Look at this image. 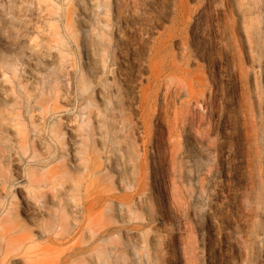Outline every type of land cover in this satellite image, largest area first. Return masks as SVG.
Masks as SVG:
<instances>
[{"label": "bare ground", "instance_id": "obj_1", "mask_svg": "<svg viewBox=\"0 0 264 264\" xmlns=\"http://www.w3.org/2000/svg\"><path fill=\"white\" fill-rule=\"evenodd\" d=\"M114 1L119 4L118 17H122L123 22L118 25L112 21L109 23L114 39L129 41L130 17L137 21L134 25L135 32L142 40H146V49L155 57L163 42L168 40L171 28L168 31L156 32L150 26L157 18L153 10L154 2ZM0 2L10 7L19 22V28L17 27L14 33H7V23L0 19V264H108L107 260H110V264H158V261L165 258L172 242L178 244L180 249L177 264H199L193 239L183 236L180 231H174L171 232V240H166L168 231L162 228L164 219L160 216L127 230L108 227V209L121 215L123 207L120 202L109 198V192L104 190L106 199L99 209L95 208L93 200L101 193L97 178L104 173L106 165H96L97 158L94 157V152L88 150L93 148L87 142L88 139L96 140V136L103 143L100 159L111 162L121 156L122 164L129 167L131 161L120 155V149H116L113 141L108 142L102 133L101 113L105 111L104 107L110 108L116 137L126 132L134 138L140 136L142 130L150 133L154 126L161 127L169 137H174L181 121L188 119L192 104L205 103V107H208L204 98L207 83L194 68L196 61L191 54L192 45L189 40L180 36L172 38L171 42L179 54H171L174 73L170 76L174 81L175 92L182 97L186 95L182 82L187 81L189 98L180 106H175L173 111L172 104L165 102L163 107L161 105L143 121L138 113L143 104L137 106L135 101L138 99L134 92L130 89L129 95L124 86L116 80L127 78L123 55L126 49L110 43L104 47L102 53L98 47L93 26L94 15L97 14L99 6L97 1L87 0L82 28L76 27L70 31L69 38L75 44L70 47H64L63 36L50 24L54 18L53 13H44L39 4L47 0ZM30 3L36 7L31 12ZM201 13V6L190 12L188 27L194 28ZM71 22V19L67 21V28ZM34 31L43 39L50 40L49 34L54 36L57 48H46L40 42L32 43L28 33ZM80 47L84 49L86 64L78 79L79 67L74 58V51ZM64 51L67 54H64ZM24 54L26 58L23 60L21 57ZM236 57L233 74L238 89L236 88L235 99L242 116L241 130L246 136L243 149L238 151L245 162L250 194L259 171L256 170V129L249 117L254 102L248 93L250 86L257 82L260 72L246 68L242 58L239 55ZM20 60L24 66L18 72L16 65ZM170 77L165 76L166 84H169ZM44 78L49 80L47 85L42 84ZM63 81V87L51 85V82ZM62 88L65 90L63 101L66 107L60 103ZM165 89V92L170 91V86ZM91 94L97 95L103 102L102 111L98 110L99 108L88 110L87 122L94 120L95 132L94 128L90 130L80 121V114L84 109H88ZM230 103L226 100L225 109L222 110L225 118L230 117L226 110ZM60 120H63V127ZM57 122L61 125L55 126ZM184 128L193 134L191 123H187ZM64 134H68L66 146L65 142H60ZM148 141L142 145L144 148H147ZM107 145L111 146L107 149L110 152L104 149ZM136 147L137 144L133 142L126 150L131 156H135L139 151ZM205 151L200 153V167L191 178L193 191L189 213L203 216L213 232L222 221L218 198L222 189L220 182H213L211 176L218 173L229 178L230 172L236 176L238 169H231L226 163L225 170L216 169V172H211L207 164L212 150ZM225 151L229 156L234 149ZM118 165L117 162V168ZM87 169L90 171L83 177ZM131 171L133 173V167ZM133 182L134 180L128 179V184ZM145 193L146 188L143 186L142 190L135 194H138L137 197L133 196L132 204L140 205L138 199L144 197ZM166 196L176 205L175 211L180 210L185 195L183 185L177 178L168 181ZM241 205L247 210L252 207L253 201L250 198L241 199ZM232 222L231 220L229 224L234 228ZM65 224L71 228L66 233ZM77 226L79 230L74 236H70L72 229ZM115 233L133 237L125 248L112 244L101 245L109 241ZM232 242L234 255L219 261L208 256L210 264H253V258L257 257L259 262L264 264V231H255L246 222L243 234L234 236ZM147 249L150 251L144 252ZM126 254L130 257L128 262L124 260Z\"/></svg>", "mask_w": 264, "mask_h": 264}, {"label": "rangeland", "instance_id": "obj_2", "mask_svg": "<svg viewBox=\"0 0 264 264\" xmlns=\"http://www.w3.org/2000/svg\"><path fill=\"white\" fill-rule=\"evenodd\" d=\"M96 1L99 6L97 14L94 15L93 26L97 34L98 47L102 53L104 47L110 43L126 49L123 55L126 63L124 68L128 73L127 78L125 80L116 78V80L118 84L124 86L126 92H129L130 89L134 92L138 99L135 101L137 106L143 104L142 110H138L140 120H147L150 113H154L161 105L163 107L165 102L172 104L173 111L175 106H180L190 96L187 81L182 82L183 90L186 92V95L182 97L175 92L174 81L170 77L174 73L173 66H171V54L178 52L171 40L177 36L188 39L192 45L191 54L196 61L194 68L207 83L204 98L208 107H205V103L192 104L188 119L181 121L174 137H169L167 132L165 133L161 127L157 126L152 127L150 133L142 130L141 135L137 138L126 132L116 137L110 108L106 106L104 107L105 111H102L103 102L97 95L91 94L88 109H84L80 114V121L88 129L93 130L94 128L95 132L94 120L87 122L88 110L99 108L103 117L101 129L106 140L113 141L116 149H120V155L131 161V165L127 167L122 164L121 156L111 162L100 159L103 152L101 140L96 136H94L96 139L94 141L87 140L90 147L93 148L88 150L94 152V157L97 158L96 165H106L104 173L97 178L101 193L93 200L95 208L101 207L106 199V193L103 191L107 190L109 198L120 202L123 207L121 215L115 214L110 208L108 209V227L110 226L112 229L121 227L123 230H127L160 216L164 219L162 228L168 231L166 240H171V232L174 231H180L183 236L193 239L199 264H210L208 256L219 261L231 254L234 255L233 237L243 234L246 222L253 230L264 231V0H152L157 18L150 26L156 32L168 31L171 28L170 35H172L171 38L170 35L167 36L168 40L163 42L155 57L146 49V40H142L141 36L135 32L134 25L137 21L130 17L128 20L129 41L122 42L114 39L109 23L111 21L117 25L123 23L122 17H118L117 6L119 4L114 0H94V2ZM86 3L87 0L39 2L44 13L48 11L53 13L54 18L50 24L54 25L63 36L64 47L75 45L69 38L70 31L72 28H82L81 22L85 20L83 12ZM30 6V12L36 8L33 3H30ZM197 6H201L202 13L194 28L191 29L190 26L188 27V17ZM0 19L7 23L5 29L7 33H14L16 28H19L18 19L10 7L3 2H0ZM70 19L72 22L67 28L66 24ZM28 34L33 40L32 43L40 42L46 48H57L55 37L50 34V40L38 37L36 31ZM154 35L156 36L157 33ZM83 50L80 47L74 51V58L79 67L78 79L86 64ZM63 53L67 54L66 51ZM237 55L242 58L246 68L260 72L257 82L250 86L248 93L254 102L249 117L256 129L255 146L258 152L256 170L259 171L255 178V186L250 194L247 188L249 178L246 174L245 162L242 160L241 152L238 151V149H243L246 136L241 130L242 116L240 106L235 99L238 85L233 73ZM21 58L24 60L26 54ZM16 66L19 72L24 65L20 60ZM165 76L170 77L169 84L164 82ZM47 83H49L48 78H44L42 84L47 85ZM64 84L65 81L51 82L52 87H63ZM167 86H170V91L165 92ZM64 94L65 90L62 88L60 103L66 107L63 101L65 100ZM44 96L46 97V95ZM226 100L231 102L226 109L230 116L228 118L222 114ZM60 122L63 127V120ZM60 122L55 123V126H60ZM187 123L192 124L191 131L194 135L187 132L189 130L185 131L184 126ZM199 123L201 124L199 125ZM147 140H149L148 146L144 148L142 145ZM67 141L68 134H64L60 142H65L66 146ZM133 142L139 149L135 156H131L126 150ZM110 148L111 146L107 145L104 149L106 152H110L107 151ZM206 149L212 150L207 164V168L211 172H216V169L225 170L226 163L231 169L235 167L238 169L236 176L230 172L229 178L218 173L211 176L213 182H220L222 189L218 195L222 221L213 232L203 216L189 213L190 197L193 191L191 178L200 167L198 159L200 153L206 152ZM225 149H234V151L227 156ZM194 160H196V165ZM65 162L67 163V161ZM117 162L119 163L118 168L116 167ZM89 171L90 169H87L82 176L87 175ZM172 178H177L181 182L185 195L184 204L180 210L176 209V211V205L166 196L168 181ZM128 179H132L134 182L130 185ZM143 186L146 188V193L144 197L138 199L140 205L132 204L133 196L140 192ZM137 195L134 197L136 198ZM248 198L253 201V205L246 210L241 205V199ZM169 209L179 212V214L172 213ZM231 220L234 222H232L234 228L229 224ZM67 230H71V228L65 224L64 232L66 233ZM78 230V226L72 229L70 236H74ZM132 237V235L115 233L109 241L101 245L112 244L125 248L131 242ZM138 251L144 253L150 250ZM179 251L178 244L172 242L165 258L157 263L177 264ZM124 256V260L128 262L129 255ZM259 260L258 257L253 258L252 263L262 264ZM107 263L110 264V260H107Z\"/></svg>", "mask_w": 264, "mask_h": 264}]
</instances>
